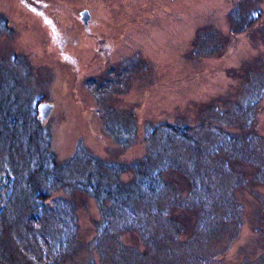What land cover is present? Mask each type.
<instances>
[{"label":"rangeland","instance_id":"rangeland-1","mask_svg":"<svg viewBox=\"0 0 264 264\" xmlns=\"http://www.w3.org/2000/svg\"><path fill=\"white\" fill-rule=\"evenodd\" d=\"M254 79L264 0H0V264H264Z\"/></svg>","mask_w":264,"mask_h":264},{"label":"trees","instance_id":"trees-1","mask_svg":"<svg viewBox=\"0 0 264 264\" xmlns=\"http://www.w3.org/2000/svg\"><path fill=\"white\" fill-rule=\"evenodd\" d=\"M258 74H256V76H257ZM258 81V80H257ZM257 81L254 79V82H250V80H249V82L247 81L244 85H243V87L244 86H247L248 88L247 89H245V91H243L242 89H243V87H241L239 90V92H238V94L236 95V96H231L232 97V101L229 103V104H232L233 105V107L234 108H236V111H234V113H236L235 114V116H230V117H232L231 119H234V117L236 118V116L239 114V115H243L247 110H250V109H252V108H256V105L258 104V102L260 101V100H258L259 99V93H260V91H263L264 90V83H257ZM256 83H257V85H256ZM228 98L227 97H225L224 98V100L222 99V100H220V101H218V102H225V103H228ZM213 103V105H214V103H216L215 101H213L212 102ZM228 104V105H229ZM37 107V106H36ZM216 109H218L219 111H222L221 109V105L220 104H217L216 105ZM225 110L226 109H224V111L223 112H225ZM11 117V116H10ZM202 122V121H201ZM220 123L219 121H217V117L216 116H214V117H212V118H204L203 119V122H202V126L203 125H206V123H210V124H214V123ZM219 126H222L221 124H219ZM174 129H175V131H178V134H182V136H184V137H189L191 140L194 138L193 136H190L189 135V133L191 132V131H189V129H188V126L187 125H183V127H181V128H177V127H174ZM215 133H218L219 134V132H218V130L217 131H215ZM219 135H221V134H219ZM226 136V135H225ZM234 135L232 134V133H229V137H228V140L229 141H231L232 140V146L234 147V149H236L237 150V147L235 146V144H234V142H233V139H234ZM223 142V139H221L219 142H217V144L216 145H219L220 143H222ZM197 143V142H196ZM166 160H167V162H169V164L170 165H173L174 164V162H171L169 159H167L166 158ZM169 160V161H168ZM173 163V164H172ZM152 174V175H151ZM151 174H150V176H148L147 177V179L146 180H142V181H139V183H137V184H141L142 185V189L145 191V193L144 194H146L147 196H148V199H149V201L151 200V198L154 196V195H158V193L160 192V190H161V188L159 189V187H156L155 185H154V183L152 182V180H154V179H158V177H157V175H158V172H157V170H155V171H151ZM97 188H95L94 190H93V193H92V195L94 196V197H97V199H98V205H99V208H101V206H100V204L102 203V198L100 197V195H99V193H98V191L96 190ZM85 191H88L87 190V188L85 189ZM106 197H105V199L106 198H109V197H111L113 194H111L110 193V191L108 190V191H106ZM35 196H37V192H35ZM44 195H42V197H43ZM125 196L126 195H124L121 191H120V194H118L117 195V197H113L112 198V200H114V201H120V200H123V199H125ZM37 199V198H36ZM152 207H154V204L153 205H151L150 207H149V211L148 212H146V211H143L141 214H140V216H139V213H136V216L137 217H139L138 218V220H137V228L138 229H140V230H142V231H144L145 230V219H146V216H153V215H155V214H157V212L160 210L159 209V207H157L156 206V208H155V210H151L152 209ZM129 212H131V210H130V208H126ZM137 210V209H136ZM138 211V210H137ZM139 212V211H138ZM143 219V220H140V219ZM132 222V221H131ZM133 223V222H132Z\"/></svg>","mask_w":264,"mask_h":264},{"label":"flooded vegetation","instance_id":"flooded-vegetation-1","mask_svg":"<svg viewBox=\"0 0 264 264\" xmlns=\"http://www.w3.org/2000/svg\"><path fill=\"white\" fill-rule=\"evenodd\" d=\"M93 14H92V11H91V9L90 8H83L81 11H80V19L82 20V23H83V29L84 30H87L88 28H90L91 26H92V21H93ZM52 22L53 21H51L50 22V25L49 26H51V28L53 27V24H52ZM117 28V27H116ZM116 28H112V31L115 29L116 30ZM53 31H54V28H53ZM99 32V31H98ZM92 35H95V34H92ZM58 40H59V42H60V39L58 38ZM101 41H103V40H101ZM105 41H106V39H105ZM61 44H62V42H61ZM111 44L112 43H110V41L109 40H107V47H111ZM106 49H108V48H106ZM42 102V101H41ZM38 103H40V102H38ZM38 105V104H37ZM53 108V107H52ZM38 114H39V112H38Z\"/></svg>","mask_w":264,"mask_h":264},{"label":"water","instance_id":"water-1","mask_svg":"<svg viewBox=\"0 0 264 264\" xmlns=\"http://www.w3.org/2000/svg\"><path fill=\"white\" fill-rule=\"evenodd\" d=\"M52 107H53V104L48 101L38 103L37 109L39 110L40 121H43L47 117Z\"/></svg>","mask_w":264,"mask_h":264},{"label":"bare ground","instance_id":"bare-ground-1","mask_svg":"<svg viewBox=\"0 0 264 264\" xmlns=\"http://www.w3.org/2000/svg\"><path fill=\"white\" fill-rule=\"evenodd\" d=\"M41 102V101H40ZM38 110V109H37ZM39 112V111H38Z\"/></svg>","mask_w":264,"mask_h":264}]
</instances>
